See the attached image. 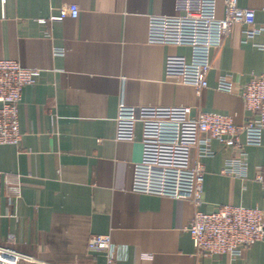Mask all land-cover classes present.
I'll use <instances>...</instances> for the list:
<instances>
[{"label":"crops","instance_id":"0c3cea01","mask_svg":"<svg viewBox=\"0 0 264 264\" xmlns=\"http://www.w3.org/2000/svg\"><path fill=\"white\" fill-rule=\"evenodd\" d=\"M264 22V0H237ZM79 17L52 21L66 5ZM223 16V0L219 3ZM176 15V0H0V60L39 72L23 90L19 146L0 145V249L33 264H264V239L243 254L199 258L187 231L197 210L222 205L264 211V138L241 135L245 169L225 174L238 149L217 141L199 158L202 112L228 114L238 126L253 115L241 89L264 74V34L236 25L214 50L209 86L199 96L182 82L188 46L153 44L151 17ZM61 51V54L56 53ZM229 76L232 93L218 89ZM124 102L136 110L119 120ZM191 108V113H185ZM160 122H180L181 142H157ZM205 168L203 204L133 191L139 163ZM6 181L19 187L13 196ZM112 236L110 253L92 251L96 235Z\"/></svg>","mask_w":264,"mask_h":264},{"label":"built area","instance_id":"2783aa9c","mask_svg":"<svg viewBox=\"0 0 264 264\" xmlns=\"http://www.w3.org/2000/svg\"><path fill=\"white\" fill-rule=\"evenodd\" d=\"M220 0H176V15L151 17L148 40L153 44L188 46L192 50L189 63L182 72V82L193 86L197 95L209 86L208 76L213 68V52L221 48L226 37L236 25L252 27L256 35L264 34V22L258 23L256 12L241 8L237 0H223V16L219 15ZM77 5H66L52 21L78 18ZM56 53L61 54V51ZM39 72L26 69L16 60H0V145L19 146L24 134L20 129L19 105L23 90L37 83ZM218 89L232 93L234 84L229 76L220 78ZM246 109L253 115L246 124L238 126L228 114L202 112L191 120L199 133L197 148L199 158L211 157V143L217 141L226 147L238 149L239 157L228 162L225 174H240L245 169L241 135L249 146H260L264 138V74L254 76L241 89ZM190 114L191 108H185ZM136 110L122 102L118 110L119 120H133ZM180 122H160L157 142L178 146L181 142ZM2 176L0 175V179ZM205 168L199 162L193 168L160 166L139 163L134 168L133 191L175 200H188L194 207L203 204ZM12 195H20L19 187L6 181ZM187 231L192 237L195 255L209 258L226 255L240 257L244 251L264 239V211L237 205H222L211 213L196 211ZM112 236L96 235L89 241L92 251L110 253ZM32 258L12 249H0V264H33ZM108 256V264H112Z\"/></svg>","mask_w":264,"mask_h":264}]
</instances>
